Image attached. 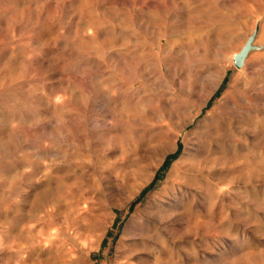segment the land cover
Masks as SVG:
<instances>
[{
  "label": "rangeland",
  "instance_id": "rangeland-1",
  "mask_svg": "<svg viewBox=\"0 0 264 264\" xmlns=\"http://www.w3.org/2000/svg\"><path fill=\"white\" fill-rule=\"evenodd\" d=\"M0 264H264V0H0Z\"/></svg>",
  "mask_w": 264,
  "mask_h": 264
},
{
  "label": "water",
  "instance_id": "water-1",
  "mask_svg": "<svg viewBox=\"0 0 264 264\" xmlns=\"http://www.w3.org/2000/svg\"><path fill=\"white\" fill-rule=\"evenodd\" d=\"M252 48V38H250L246 44L242 47V49L235 55V66L241 67L244 63L245 57L248 51Z\"/></svg>",
  "mask_w": 264,
  "mask_h": 264
},
{
  "label": "trees",
  "instance_id": "trees-1",
  "mask_svg": "<svg viewBox=\"0 0 264 264\" xmlns=\"http://www.w3.org/2000/svg\"><path fill=\"white\" fill-rule=\"evenodd\" d=\"M168 164H169V161L166 160L165 163H164V168H165L166 166H168Z\"/></svg>",
  "mask_w": 264,
  "mask_h": 264
}]
</instances>
